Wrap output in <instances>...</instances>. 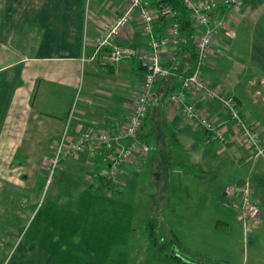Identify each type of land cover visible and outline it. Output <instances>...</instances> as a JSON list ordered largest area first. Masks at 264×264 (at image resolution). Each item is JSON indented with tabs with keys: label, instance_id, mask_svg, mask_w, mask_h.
Here are the masks:
<instances>
[{
	"label": "crops",
	"instance_id": "obj_1",
	"mask_svg": "<svg viewBox=\"0 0 264 264\" xmlns=\"http://www.w3.org/2000/svg\"><path fill=\"white\" fill-rule=\"evenodd\" d=\"M148 1L155 6L164 0ZM216 1L219 8L215 17L227 14L236 36L222 33L220 44L209 58L206 71L212 88L234 98L243 117L264 126V95L256 96L264 94V0H243L239 8L227 7L226 0ZM125 6V0H0V75L6 74L4 83H14L16 90L0 126V166H4L0 171L16 172V183H27L38 163L52 155L53 144L64 135L72 139L91 127L117 133L124 124L140 92L145 70L138 60L106 65L103 57L112 47L98 50L108 36L107 27L122 16ZM137 15L112 46L148 48L149 38L144 35ZM168 25L166 20L156 22L158 38L168 36ZM181 42L177 47L170 46L179 53V70L157 85L143 141L152 147L151 153L154 148L159 152L164 163L161 168L164 166L166 172L195 175L200 163L205 162L214 170L220 169L221 176L218 173L214 183L224 174H232L233 182L226 188L240 185L252 158H248L249 149L222 106L209 100L197 103L199 108H208L227 132L229 143L225 147L207 140L203 136L205 131L196 123L187 122L182 110L170 101L172 94L181 91L183 75L192 69ZM181 67L185 72L180 75ZM187 99L195 101L192 96ZM74 107L76 112L71 119ZM261 135L264 140V132ZM174 154L179 157L175 167L168 161ZM97 159L98 154H88L80 161H68L61 172L85 173L86 181L88 163ZM140 173L130 171L125 186L130 176ZM170 178L163 175L165 186ZM255 178L259 180L255 203L263 216L252 225V237L247 235L249 230L244 231V242L254 249L256 264H260L264 251V158L255 165ZM226 188L214 185L210 190L220 193L226 202ZM231 211L237 214L236 222L232 214H226L230 225L220 222L216 229L224 225L234 230L241 222L239 212Z\"/></svg>",
	"mask_w": 264,
	"mask_h": 264
},
{
	"label": "rangeland",
	"instance_id": "obj_2",
	"mask_svg": "<svg viewBox=\"0 0 264 264\" xmlns=\"http://www.w3.org/2000/svg\"><path fill=\"white\" fill-rule=\"evenodd\" d=\"M5 81L6 74L0 75L1 127L16 91L14 83L6 86ZM245 119L260 135L264 132L261 123ZM260 148L264 150L263 139ZM247 152L252 159L244 179H250L255 202L259 182L255 165L264 154ZM47 158L24 185L16 183V172L0 171V264H181L157 254L149 238L150 223L157 228L159 244L170 243L165 252L190 263L256 264L254 249L244 242V231L252 237L255 226L245 227L241 220L234 230L222 224L216 229L220 222L230 225L226 214H232L235 223L237 214L231 210L239 208L236 201L225 202L210 189L215 185L224 190L234 175L224 174L214 183L220 169L205 162L195 175L166 172L154 148L142 172L130 176L125 188L109 197L105 190L89 188L85 173L59 171L50 180L44 168ZM172 158L175 167L179 157ZM163 175L171 177L167 186ZM261 255L264 264V251Z\"/></svg>",
	"mask_w": 264,
	"mask_h": 264
},
{
	"label": "built area",
	"instance_id": "obj_3",
	"mask_svg": "<svg viewBox=\"0 0 264 264\" xmlns=\"http://www.w3.org/2000/svg\"><path fill=\"white\" fill-rule=\"evenodd\" d=\"M179 1L190 12L193 27L197 31L194 38L197 59L192 74L183 80L181 91L170 96L171 103L182 110V116L187 122H194L204 130L211 143L225 147L229 143L227 132L218 125V120L208 108H199L197 104L203 100L219 103L246 147L263 155L264 150L260 148L261 135L240 114L234 98L212 88L206 71L211 54L220 44V35L225 33L230 37L236 36L229 16L224 14L221 18L215 17V11L219 8L216 0ZM125 3L124 13L113 19L107 27L108 36L100 43L98 51L107 46L112 47V51L103 57L106 65L138 60L145 70L140 92L134 98L128 116L117 133L91 127L72 139L66 134L53 144L52 155L47 158L44 166L52 180L57 172L63 170L66 162L80 161L88 154H98L99 159L88 163L86 182L92 190H105L109 197L124 189L130 171L138 174L147 163L152 147L141 139V135L156 97V87L179 70V53L172 51L170 46L177 47L181 42L180 13L162 3L152 6L148 0H125ZM225 4L227 7L239 8L243 0H226ZM136 14L144 35L149 38L148 48L139 50L130 46H112L114 39L129 29ZM160 20L169 23L168 36L165 38H158L155 34L156 22ZM188 96H192L195 101L189 102ZM75 112L74 107L71 119ZM253 194L250 179H245L241 185H230L225 190V197L238 203L240 219L245 227L257 224L263 216L262 209L253 201Z\"/></svg>",
	"mask_w": 264,
	"mask_h": 264
},
{
	"label": "trees",
	"instance_id": "obj_4",
	"mask_svg": "<svg viewBox=\"0 0 264 264\" xmlns=\"http://www.w3.org/2000/svg\"><path fill=\"white\" fill-rule=\"evenodd\" d=\"M162 4H165L167 6H171L174 9H176L179 13H180V33H181V45L185 51V55L189 54V60L192 63V69L190 68V70L188 71V74H184L183 77L181 78L182 82L185 78L189 77L192 72H193V68L195 66L196 63V59H197V52H196V48H195V43H194V38L197 34V31L194 29L193 27V23L191 20V14L190 12L185 8V6L179 1V0H164ZM185 72V68L181 67L179 74H183ZM180 74V75H181ZM150 121V116L147 120V123ZM144 134L141 135V139L143 140ZM203 136L210 141L209 136L206 132H203ZM172 157H170V159L168 160L169 163L172 162ZM156 226L153 225L152 223L149 224L148 226V232H149V238L150 241L152 243V245L155 247V249L157 250V254H162L164 255L167 259L169 260H174L178 263L181 264H193L190 263L188 261H186L183 257L178 256V255H171V254H167L165 251V247L169 246L168 242H165L164 244H159L158 242V238H157V234H156ZM171 244H175L174 241H172Z\"/></svg>",
	"mask_w": 264,
	"mask_h": 264
},
{
	"label": "water",
	"instance_id": "obj_5",
	"mask_svg": "<svg viewBox=\"0 0 264 264\" xmlns=\"http://www.w3.org/2000/svg\"><path fill=\"white\" fill-rule=\"evenodd\" d=\"M243 182H244V181H242V183H240V185L243 184Z\"/></svg>",
	"mask_w": 264,
	"mask_h": 264
}]
</instances>
